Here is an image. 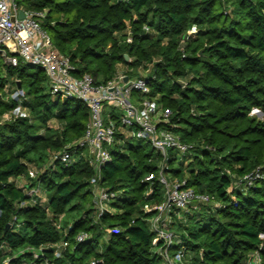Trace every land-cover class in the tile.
I'll return each instance as SVG.
<instances>
[{"label":"trees","instance_id":"16d2710c","mask_svg":"<svg viewBox=\"0 0 264 264\" xmlns=\"http://www.w3.org/2000/svg\"><path fill=\"white\" fill-rule=\"evenodd\" d=\"M18 1L47 10L44 25L76 65V75L90 73L104 84L120 64L130 76L148 71L150 96L171 111L165 126L193 144L191 154L181 158L177 150L169 151L167 171L187 177L188 186L221 203L201 204L184 218L175 217L172 226L192 263L248 264L262 244L264 259V118L252 113L264 112V0ZM6 71L0 74V114L16 104L3 98L16 77L31 115L0 123V247L5 246L0 264L6 256L12 257L10 264H20L32 258L23 249L61 240L68 245L54 258L56 264H90L93 258H101L100 264H165L153 242L154 211L144 208L165 198L162 157L151 142L118 133L101 180L118 196L113 210L97 219L95 169L87 148L74 145L85 134L88 104L53 97L41 66L20 61ZM108 114L119 119L115 110ZM66 147L77 161L57 160L25 186L18 183L28 175L29 163L44 165ZM256 170L260 174L249 185L244 176ZM38 185L46 192L44 201L28 194ZM83 230L92 237L78 242Z\"/></svg>","mask_w":264,"mask_h":264},{"label":"built area","instance_id":"2783aa9c","mask_svg":"<svg viewBox=\"0 0 264 264\" xmlns=\"http://www.w3.org/2000/svg\"><path fill=\"white\" fill-rule=\"evenodd\" d=\"M21 10L25 12L24 17L20 16ZM46 16L47 10L28 7L18 0H0V62H3L4 70L6 71L7 65L16 66L20 61L41 66L46 72L53 97L78 98L88 104L90 116L85 134L74 145L87 148L90 163L95 169L91 183L97 219L105 211L113 210L111 202L118 196V192L105 187L101 180L103 166L112 160L110 146L116 141L119 131L123 129L129 136L151 142L162 157L159 176L165 187V198L162 202L144 206L146 211H154L150 218L154 232L153 242L165 264H195L192 263V254L183 244L182 236L172 226L175 217L184 218L186 214L200 209L201 204L213 202L215 206H220L221 203L211 194L188 186L187 177L178 178L167 171L169 151L174 149L187 155L192 152L193 144L185 143L177 133L165 126L171 121V111L165 109L157 98L150 96L148 74L130 76L126 72H118L104 84H97L90 73L76 75V65L70 56L55 45L51 32L45 27ZM145 28L150 29L149 26ZM193 32H196L195 28L191 30ZM16 81V85L12 87L7 83L3 96L5 100L15 101L16 104L0 115V123L31 115L29 106L25 104L26 91L19 85V78ZM109 105L119 110V119H114L107 113ZM78 158L79 156H74L70 148L66 147L55 151L51 162L55 164L58 160L65 165H71ZM32 174L36 175L35 172ZM259 174L256 170L246 174L244 179L251 185ZM28 194L32 201H37L41 196V187L38 185L29 188ZM25 204L27 200L21 202V206ZM14 219L16 221L17 217ZM91 237V232L83 230L76 239L78 242H85ZM67 245L68 241L61 240L49 246L23 249V253L30 251L32 258H24L20 264H56L54 258L62 257ZM262 247L263 244L249 256L248 264H264ZM2 248L5 246L2 245L0 249ZM48 252L54 257H50ZM11 259V256H6L4 264H10ZM102 262L101 258H93L90 264Z\"/></svg>","mask_w":264,"mask_h":264},{"label":"rangeland","instance_id":"374dc122","mask_svg":"<svg viewBox=\"0 0 264 264\" xmlns=\"http://www.w3.org/2000/svg\"><path fill=\"white\" fill-rule=\"evenodd\" d=\"M191 33V31H190ZM0 74L3 76L7 75V72L3 69L0 71ZM141 74H148V71H144V70H141ZM48 90H50V86L48 85ZM109 112L112 111V110H115L117 113H119V110L116 109L115 107H113V105H109V108H108ZM9 110H6L5 112H7ZM5 112L1 113L0 115L4 114ZM253 114H256L257 116H259L261 119L264 118V112L261 111L259 108H254L253 109ZM56 125V123H55ZM121 134H126V131H120L119 132ZM133 142H136L138 140V138H133L131 139ZM191 154V152H188L187 155ZM182 152H178V158H181L182 157ZM188 163V161H187ZM55 167L54 166V163H52L51 161H48L47 163H45L44 165H36L35 163H29V173L28 175L26 176H22L19 180H18V183L21 185V186H25L26 183L30 182L31 181V178H34V175L32 173H38L39 171H42L44 170L45 168H48V167ZM42 189V196H43V201L46 199V192L44 191L43 187L41 188ZM264 237V235H262ZM158 264H162V261H160Z\"/></svg>","mask_w":264,"mask_h":264},{"label":"crops","instance_id":"0c3cea01","mask_svg":"<svg viewBox=\"0 0 264 264\" xmlns=\"http://www.w3.org/2000/svg\"><path fill=\"white\" fill-rule=\"evenodd\" d=\"M127 65H125V64H120L119 65V72H126L127 71ZM127 73V72H126ZM16 77L14 78V81H9L8 82V85H9V87H12V86H15L16 85ZM108 112H109V110H108ZM107 112V113H108ZM126 135H129V133L126 131ZM20 179V178H19ZM41 196H42V189H41Z\"/></svg>","mask_w":264,"mask_h":264},{"label":"water","instance_id":"95a60500","mask_svg":"<svg viewBox=\"0 0 264 264\" xmlns=\"http://www.w3.org/2000/svg\"><path fill=\"white\" fill-rule=\"evenodd\" d=\"M20 16L21 17H24L25 16V12H24V10H21L20 11ZM129 58V56L126 54V59H128ZM127 79V78H126ZM19 85L21 86V83H19ZM8 225H10V224H8Z\"/></svg>","mask_w":264,"mask_h":264}]
</instances>
